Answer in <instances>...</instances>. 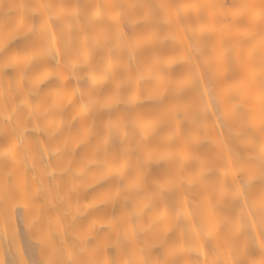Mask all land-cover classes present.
Returning a JSON list of instances; mask_svg holds the SVG:
<instances>
[{
	"label": "bare ground",
	"instance_id": "1",
	"mask_svg": "<svg viewBox=\"0 0 264 264\" xmlns=\"http://www.w3.org/2000/svg\"><path fill=\"white\" fill-rule=\"evenodd\" d=\"M132 1L0 0V264H31L34 247L42 264H264L263 210L235 180L237 136L206 98L207 38L183 29L192 7L172 23L154 7L137 17L148 2ZM261 13L248 21L261 34L235 55L248 87L235 98L249 99L258 134ZM221 54L209 52L215 67ZM19 222L35 246L23 248Z\"/></svg>",
	"mask_w": 264,
	"mask_h": 264
},
{
	"label": "rangeland",
	"instance_id": "2",
	"mask_svg": "<svg viewBox=\"0 0 264 264\" xmlns=\"http://www.w3.org/2000/svg\"><path fill=\"white\" fill-rule=\"evenodd\" d=\"M141 1L144 2L145 0H140L141 8L144 5L142 10H139L138 8H136L135 14H136L137 17L140 18L141 15H142V18L146 17L147 15L145 14V10H149L150 9V11L148 12V14H149L148 17L150 18L151 17L150 14H152V12H153V14L155 13V11H154V8H155V10L157 12L156 14H158V16L160 15L159 20H164V19L171 18V22H172V20L174 21V17H176V19H178L177 17L179 16V14L176 15V10H178L177 8H179L181 5L186 4L188 2L187 4H189V6H187V8L188 7H192V8H188L189 9L188 11H190L191 9L192 10H191V12L187 11L186 12L187 15L186 14H184V16L181 15V19L184 22L183 24H185L184 25L185 27L184 26H182V27H184L183 28L184 31L187 32V31H189L188 28L190 26L192 27V28H189L190 31H193V30H195V28L200 26L202 30L201 31L199 30V32H201L203 34L204 38H207L206 40L204 39L205 42H203V53H202V58L201 59H203V61H202L203 78H204V80H206L205 83L207 84V85L204 84V88H205V90H207V91H205V94H206V98L210 101V104H211L209 108L211 109V111L214 112V114L216 116V120L218 121V123L220 122L219 123L220 127H223L221 129L223 131H227L229 129L228 130L229 132L234 133L233 137L237 136V137L233 138V139H235V142H232V144H231V142H230V144L228 143L229 148H232V150L234 152V153H232V156H231L230 159H231V162L233 163L232 165L234 167V169H233L234 170V174L235 175L237 174L235 176V180L239 181V183L243 182L244 185L241 184V186H243L242 188H246V189H243V190H246L249 193L250 198H251V205H252V201L254 200L253 201V208L255 209V208L259 207V209H257V210L255 209L257 211L256 213L259 212L258 210H263V212H264V208H263L264 205L261 204V203L260 204L258 203L259 204V206H258V204H255L256 203L255 202L256 201L255 198H253V197H256V196L258 198V194L259 193L260 194L264 193V188H262L264 185H261L262 182L264 184V180H262V179H264V168H263L264 167L263 166L264 165V154H263V152H260V150H259L261 148L262 143H264V142H262L261 145H260V142H257L258 139H259V141H263L264 140V138H263V140H261L262 136L264 137V135H263L264 127L261 126V128H263V129H262V131L260 130V132H262V133L258 134V130H255V128L257 129L259 127V125L258 124L257 125L256 124H249L251 122L247 121L249 119L250 111H253V109H251V105L252 104L250 103L249 99H248L249 102L247 101V99L246 100L242 99V97L244 96L243 93L246 92V91H244V88L248 89V87H246L247 84L245 83L247 78L245 79L244 76H246V75H245L244 72H242L243 70L241 69L242 70L241 72L244 73V75H243L244 78L243 77L242 78L245 79V81H243V79L241 80V77H240L241 75H239V73H238V71H239L238 67H239L240 64L238 62L237 63L235 62V60H236L235 55L237 53H241V52H245V51L247 52L249 50V48H250L249 45L245 41L241 42L240 40L242 38L244 40V39H246V37L247 38L252 37L253 33L255 35L254 31H256L257 34L260 31L257 28L251 27L252 24H250V22L248 23V21L251 20L250 17L253 18V16L257 15V12L260 11V12H262L261 14L264 13L263 10L261 11L259 9L262 6H264V0H234V1L233 0H230V1L229 0H195V1L194 0H173V1L172 0H167V1L166 0H152V1L151 0H147L148 3H146V1H145L146 5L145 4L142 5ZM132 2H133L135 7L137 6V4L138 5L140 4L139 0H133ZM195 2H197V4H199V5L201 4L200 5L201 7L199 5H197V8H199V13H200V14L198 13L197 15L193 12L194 7H195V5H194ZM240 2H242L243 4L240 3ZM165 3H166V5H165ZM144 7H146V9ZM166 8H169V9H166ZM258 9H259V11H258ZM167 11H169L171 13H168ZM165 12H167L168 14L165 13ZM230 12L234 13L232 18H231V15H230L232 13H230ZM236 12H242V13H240L241 15L240 14L237 15V14H235ZM228 13H230V14H228ZM156 14H154V16H157ZM188 14L190 16H188ZM223 14L226 15V16H224ZM192 15H193V17L195 19L193 17H191ZM154 16H152V17L154 19H157V17L155 18ZM234 17H236V19ZM245 17L246 18L249 17V20H247L248 18L246 19ZM189 18L191 19L190 20L191 22L193 20L194 27L192 25L188 26V24L191 23L189 21ZM176 19H175V22L178 21ZM246 20H247V23L245 22ZM198 21L201 22V23H199ZM179 22H181V21H179ZM247 29H249L250 32H245L244 33V31H247ZM249 33L250 34L252 33V36L249 35ZM260 34H261V31H260ZM248 36H250V37H248ZM208 37H210V38H208ZM211 40H212V42H211ZM253 40H255V39H253ZM255 41L253 42V44H255ZM235 42H237L238 44L235 43ZM240 43L241 44L243 43V45H241ZM210 44H211V46H210ZM244 45H245V47H244ZM210 51L214 52V53H220V54L222 53L221 54V55H223L222 61L224 60L223 64H221L220 66L215 67V65L213 63V60H211L210 57H209V52ZM203 65H204V67H203ZM254 65H257V64H254ZM226 67H227V69H226ZM216 71H217V73H216ZM228 74H229V76H228ZM231 74H232V76H231ZM234 74L236 75L235 78L233 76ZM207 77H209V78H207ZM206 78L209 79L210 83H207V79ZM239 78L242 81V84H240ZM259 80L260 81H264V75L260 76ZM211 82H212V86H210ZM243 84L245 86H243ZM236 86H237V88H236ZM218 88H219V90H218ZM232 88H233V90H232ZM215 91H217V92H215ZM213 92L216 93V95L219 94V95H217V98H216V95ZM238 93H242L243 96H240V94H239V96L241 98H239V97L235 98L236 96H238ZM212 94H214V95H212ZM230 98H231V100H229ZM232 98L234 99V101H232L233 100ZM205 100L206 99H204L205 115L208 116V118H209L210 112H209V108H208V105H207L208 101H205ZM249 104H251V105H249ZM233 109L237 110L236 113L239 115V120L240 121L237 120L236 116H238V115L235 114ZM224 116H225V118L223 119ZM227 122L229 124H227ZM239 127H240V129H238ZM253 129L255 130L254 132H253ZM241 130H242V132H241ZM256 131H257V134H258V135L256 134V137L258 139L254 136L255 135L254 133ZM239 137L241 138V142H240ZM250 140H252V141H250ZM237 142H239V143H237ZM256 142L258 143L260 148H257L258 145H256L257 147H255L254 143H256ZM245 143L247 144L246 146H249V148L244 146ZM252 144H253V147H250V146H252ZM222 145H223V141H220V146H222ZM230 145H232V147H230ZM263 146L264 145H262V148H263ZM240 147H241V149H240ZM254 147L256 149H258L259 153H257V151H253L254 149L253 150L251 149V148H254ZM250 149H251V153H250ZM243 150L247 151L248 154L245 151L243 152ZM255 152L258 154V157L256 156L257 154ZM253 158H255V160H254L255 162H256L257 159L259 160V161L257 160L259 162V164L257 162L256 163L257 165L256 164L253 165V166H256V169L253 168V166H251L252 163H255L253 161ZM247 163H249V164H247ZM250 169L252 171L249 172ZM262 170H263V173H261ZM242 172H244V173H242ZM247 172H249V173H247ZM258 173L262 174L263 177H262V175H261V177H260V175H258L259 176L258 177L256 175ZM260 178H262V179H260ZM237 181H235L236 184H237ZM245 183H247V184H245ZM238 185H240V184H238ZM247 188H248V190H247ZM261 188L263 189V191L261 190ZM252 195H254V196H252ZM262 196H264V194L260 195L259 199L263 198ZM254 206H256V207H254ZM260 207H261V209H260ZM253 208L251 206V213L255 212V210ZM263 212L262 213L259 212V213H261V215H264ZM253 213H252V215H253ZM256 213H254L253 217L255 216ZM256 216H257V214H256ZM259 217L260 216H258L257 218H259ZM261 218H264V216L263 217L261 216ZM257 220H260V219H257ZM262 220H264V219H262ZM262 220L261 221H256V222H258V224L260 223V225H261ZM18 228H20L19 229V238H21L20 241L23 240L21 242L23 248L26 247V246L27 247L28 246H33V245L35 246V243H36L35 240L31 236H29V234H27L28 232L26 231V228L25 227L23 228L21 223L19 224ZM30 243H31V245H29ZM34 248L35 249L32 252H30V253L27 252V258L30 259L31 264H34V263L35 264H42L41 260L39 259L40 258L39 257V253L37 252L38 248H36V247H34Z\"/></svg>",
	"mask_w": 264,
	"mask_h": 264
}]
</instances>
